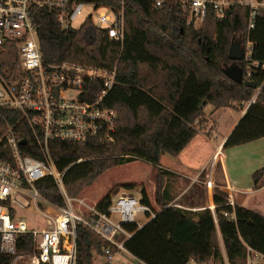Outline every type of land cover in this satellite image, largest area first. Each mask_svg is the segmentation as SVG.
<instances>
[{
    "label": "trees",
    "instance_id": "obj_1",
    "mask_svg": "<svg viewBox=\"0 0 264 264\" xmlns=\"http://www.w3.org/2000/svg\"><path fill=\"white\" fill-rule=\"evenodd\" d=\"M32 16L46 63L74 62L95 68L117 69L116 85L103 101L104 107L118 113L115 142H55L51 145V155L58 170L64 172L65 189L70 197L79 198L86 188L113 168L136 160L160 165L163 155L178 157L198 135L196 122H202L208 106L214 110L248 108L225 141L224 150L264 138V87L256 102L248 106L256 91L232 80L222 67V63L236 65L244 77L246 75L244 61L229 59L236 37L240 38L241 46L250 40L254 48L253 60L264 61V12L257 16L255 29L248 37L249 11L245 7H234L223 20H218L210 9L203 28L194 30L186 26L173 5L154 9L153 0H127L123 46L111 42L107 32L97 29L92 22L85 23L78 30L65 31L59 26L54 12L34 8ZM263 80V73L253 78L258 87ZM95 87L93 99L98 98L101 89L99 84ZM17 118L16 113H4L0 120V138ZM18 131H21L20 137L27 141L25 146H21L22 154L39 157L24 124L18 125ZM160 173L167 174L164 171ZM252 178L255 188L259 189L263 185L264 167ZM36 188L48 202L64 205L51 176L36 183ZM126 188L134 189L132 185ZM142 196L143 204L151 206L146 190H142ZM111 204L112 193H109L97 208L106 212ZM168 204L170 200L166 199L156 219L142 229L137 231L136 225H125L126 229L136 231L135 237L138 232L149 228L150 236L155 238L153 243L150 242L151 246L158 251L165 249L163 240L167 235L177 236V241L179 236H185L180 228L188 224L185 220L189 219L180 209L166 208ZM221 211L218 220L226 257L219 245L217 231L212 230L203 250L194 249L180 255L185 257L183 264L191 259L199 264L212 259L219 264H247L249 247L264 253V243L261 239L256 240L251 228L254 216L255 222L261 219L263 225L264 218L253 213L244 217L237 212L236 221H230ZM203 218L206 225L207 219ZM158 227L165 230L162 232ZM142 244L141 253L136 258L160 264L161 261L152 259L148 248ZM108 247L114 255L116 249L113 246L90 229L78 225L76 264H95V256H106ZM177 248V245H171L173 260L175 252L178 254ZM31 251L30 236L21 237L17 253ZM162 258L166 260L165 255ZM12 260L13 255L0 251V264H11Z\"/></svg>",
    "mask_w": 264,
    "mask_h": 264
},
{
    "label": "built area",
    "instance_id": "obj_2",
    "mask_svg": "<svg viewBox=\"0 0 264 264\" xmlns=\"http://www.w3.org/2000/svg\"><path fill=\"white\" fill-rule=\"evenodd\" d=\"M126 4L127 0H0V120L6 111L18 114L15 123L8 125L0 138V251L13 255L11 264H76L80 224L116 252L126 251L125 245L136 231L130 232L125 225H136L138 231L162 211L155 212L130 193L112 199L106 212L70 197L65 189L64 172L58 170L51 155L55 142H115L118 113L104 107L103 101L116 85L117 69L74 62L46 63L32 9L54 12L65 31L78 30L92 22L97 29L107 32L111 42L123 46ZM167 5L175 6L186 26L194 30L203 28L210 9L218 20H223L234 7H245L249 11L248 37L255 29L257 16L264 12V0H153L154 9ZM81 19L80 27H76ZM242 48L244 79L253 81L258 73L264 74V61L253 60L250 40ZM97 84L101 89L98 98L93 99ZM263 87L264 80L248 106L256 102ZM20 124L30 133L39 157L22 154L21 146L27 141L21 144L25 139L20 137ZM216 161L214 156L212 170ZM48 176L54 179L63 206L48 202L37 190L36 183ZM205 185L213 188L212 174ZM226 198L225 205L234 206V191L228 192ZM75 203L88 210L87 216L77 213ZM28 210L43 216L41 227H33L25 220L22 212ZM228 215L224 212V216ZM139 216L144 217L143 223L137 221ZM24 236H30L32 251L19 254L17 247ZM253 253L257 264H264V254ZM105 255L109 261L113 259L111 247L105 250Z\"/></svg>",
    "mask_w": 264,
    "mask_h": 264
},
{
    "label": "rangeland",
    "instance_id": "obj_3",
    "mask_svg": "<svg viewBox=\"0 0 264 264\" xmlns=\"http://www.w3.org/2000/svg\"><path fill=\"white\" fill-rule=\"evenodd\" d=\"M81 23H82V19L78 23H76V27H80ZM172 40H174V38H172ZM239 41H240L239 37H236V39L234 40V42H239ZM232 66L234 65L222 63V67L225 68L226 70L230 69ZM211 110H212V106H208L205 110V113L209 121H212L213 123L216 122V127L213 130L212 134L220 135L225 129L226 124L230 121L231 118H229L230 116L228 115V113L229 111L230 112L232 111L230 110V108H227L220 110L217 114L212 115ZM204 120L206 121L205 118L202 121ZM196 128L199 131L201 129L198 123L196 124ZM205 135H207L208 137L213 136L208 134ZM198 141H201L203 143L202 146L206 149L208 141L205 138H203V134H200ZM215 141L216 143H219V139ZM230 149L232 148L226 149L225 152L229 153ZM206 156H207L206 154L205 156L199 155L198 162H201L200 165H202L203 162H205L203 161V159H205ZM220 159L221 158H218L215 165ZM230 161H232V159H230ZM180 164L181 163H179V160L176 162L175 157L169 155H163L160 165H153L142 160H136L131 163H127L120 167H116L106 171L101 177H99L95 181V183H93L91 186L86 188L79 195V198L82 199L88 206L96 207L100 203V201L103 200L104 197L109 193H112L113 200L116 199L117 196L124 193H128V194L130 193L142 199L143 197L142 190H146L148 199L151 203V207L155 212H160L161 210H163L164 208L163 204L166 200L165 198L166 196H169L172 197L173 200L170 202V204L167 205L166 208L168 207H174L177 209L182 208L181 210H183L187 214L193 213L194 216H196L194 217L195 221L193 222L191 221L190 223L180 228L186 233L185 234L182 231L185 236L184 237L179 236L180 240L177 241L178 239L177 236L171 237L170 234L167 235L166 240L165 239L163 240V244H165L164 246L165 249H162L161 251H158L155 248H153V246H151V243H153L155 238L150 236L151 232L149 231L148 228L138 232L137 235L133 237V239L130 241V243H128L129 241L127 242V244L125 245L126 251L116 252L113 255L114 257L111 261H109V259L104 255L95 256V264H153V263L155 264L154 261L152 263L148 259L141 261L138 258H136V255L141 253V249L143 248L142 242L145 244L144 247L148 248L147 249L149 251L148 254L152 257V259L160 260L161 261L160 264H183L185 257H182L180 255L193 251L194 249L203 250L207 245L208 236L212 230L217 231V239L219 245L222 249L223 255L226 257V253L222 241L223 232L221 231L218 220L219 211L222 210L221 214H223V216H224V212H227L229 215L224 217L229 219L230 221H236V219L234 220V217H237V214H242L244 215V217L245 216L248 217L249 214L251 215L253 212H251V210L243 213L241 211L239 212V209H243V208L237 205L238 203L235 196L233 198L234 206L225 205L227 202L226 194L220 195L221 197H219L218 194H214L213 202H210L208 205L205 204L203 186L198 183H194L193 188H189V185H191L192 183L191 179L189 180L184 177H178L181 183L178 182L176 188L175 169L178 172H181L180 170L183 169L180 168L179 166ZM211 164H212V159L209 162L206 170V173H208L209 176H211ZM160 169H162V171H164L167 174L160 173L162 172L160 171ZM214 170H217L215 172L216 173L215 181L217 179L216 183L219 184L220 181L217 178L218 175L217 173L219 172L218 171L219 168L218 169L215 168ZM128 185H132L134 189L132 190L127 189L126 186ZM175 192L178 197L177 202H175ZM256 199L258 200V202L264 203V193L260 196H256ZM198 203L199 204L203 203L202 212L198 209L197 210L194 209L196 210L195 213L189 212L193 210V205L196 206ZM74 206L77 213H79L82 216L83 215L87 216L88 210L85 207H80L77 203H75ZM42 209H44V207ZM214 213L216 215V218L214 217ZM22 214L25 220L33 227H41L44 224L43 216L37 213L35 210L23 211ZM203 217L207 219L206 225L203 224L202 221ZM255 219L256 217L254 216V219H252V221L251 218L250 220L248 219V221L252 222L251 228L253 229V233L256 237V240L258 241V239H261V241L264 243V225L262 224L263 222L261 221V219L258 221L259 223L255 222ZM137 221L139 223H143L145 219L143 216H139L137 218ZM158 228L162 232L163 230H165L162 229L161 227ZM172 244L178 246L177 248L178 254L175 252L174 260H173L172 251L170 250ZM251 250L253 252H257L253 249ZM252 251L250 253L248 249V254L249 253L251 254L250 255L251 260L249 261V259H247V264H257V261L254 259V253ZM163 255H165L166 258L165 261L162 258ZM193 260L194 259L189 260V262L186 264H199ZM206 264H219V263L212 259Z\"/></svg>",
    "mask_w": 264,
    "mask_h": 264
},
{
    "label": "crops",
    "instance_id": "obj_4",
    "mask_svg": "<svg viewBox=\"0 0 264 264\" xmlns=\"http://www.w3.org/2000/svg\"><path fill=\"white\" fill-rule=\"evenodd\" d=\"M229 108L232 111H229L228 113L230 116L229 118L231 119L226 124L225 129H222L223 132L220 135L212 134L216 127V122L213 123L212 121H209L205 113L206 121L204 120L199 123L201 129L198 135L178 157H175V161L177 162L179 160V163H181L179 166L183 169L180 170L181 172H178L175 169V187L178 182L181 183L178 177H184L189 180L191 179L192 183L189 185V188H193L194 183L202 185L204 190V202L207 205L210 202H213L214 194H218V196L221 197L220 195H227L228 192L234 191V196L236 197L238 203L237 205L245 210H251V212L264 218V203L258 202L256 199V196H260L264 193V178L262 180L263 185L259 189L255 188L252 178V175L256 171L264 167V138L234 147L229 150V153H226L223 149V145L243 118L247 110V107ZM220 110H214L212 107L211 114H217ZM200 134H203V138L208 141L206 149L202 146L203 143L198 141ZM205 134L213 136L208 137ZM217 139H219V143H216L215 140ZM205 154L207 155L206 158L203 159L205 162L200 165L201 162H198L199 155L205 156ZM214 156H217V160L218 158H221L214 167V169L219 168L217 178L220 183H216L217 179L215 181V172L217 170L211 169L213 188L208 189L205 185V182L209 179V175L206 173V170L209 162ZM230 159H232V161H230ZM166 199H169L170 202L173 200V198L169 196H166ZM177 199L178 197L175 192V202H177ZM202 204L198 203L196 206L193 205V210L191 209L192 211H188L195 213L198 209L202 212ZM187 216L189 219H186L185 222L190 223L191 221H195L194 217L196 216H194L193 213H188Z\"/></svg>",
    "mask_w": 264,
    "mask_h": 264
},
{
    "label": "water",
    "instance_id": "obj_5",
    "mask_svg": "<svg viewBox=\"0 0 264 264\" xmlns=\"http://www.w3.org/2000/svg\"><path fill=\"white\" fill-rule=\"evenodd\" d=\"M229 59L233 61H243L244 51L240 42H234L229 51ZM227 75L239 84H244L246 87L257 90V85L253 81H247L244 79L243 72L236 66H232L230 69L226 70ZM248 109V108H247ZM22 145L26 144V140L21 142Z\"/></svg>",
    "mask_w": 264,
    "mask_h": 264
}]
</instances>
